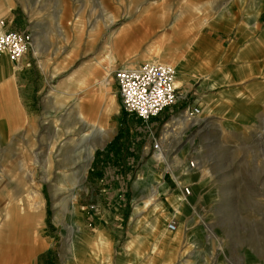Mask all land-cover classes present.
<instances>
[{"label": "rangeland", "instance_id": "rangeland-1", "mask_svg": "<svg viewBox=\"0 0 264 264\" xmlns=\"http://www.w3.org/2000/svg\"><path fill=\"white\" fill-rule=\"evenodd\" d=\"M4 29L30 42L21 63L0 58V228L7 199L26 224L23 239L5 233L0 264H264V0H0ZM157 47L182 82L143 122L113 70ZM105 66L108 95L93 78L87 90L113 107L84 121L72 100L86 88L69 79ZM154 117L173 138L164 156ZM160 210L177 226L166 238L149 229Z\"/></svg>", "mask_w": 264, "mask_h": 264}, {"label": "built area", "instance_id": "built-area-1", "mask_svg": "<svg viewBox=\"0 0 264 264\" xmlns=\"http://www.w3.org/2000/svg\"><path fill=\"white\" fill-rule=\"evenodd\" d=\"M30 42L28 32L13 29L0 30V53H4L10 61L18 60ZM113 76L118 87L121 107L127 113L134 114L146 122L158 114L166 106L173 103L177 97L174 85V68L164 61L143 60L133 67H117ZM198 106L185 109L186 116L196 114ZM152 148L159 151L158 142L153 141ZM188 166H193V160H188ZM184 194L189 193L187 185L181 186ZM168 230L175 227L169 220Z\"/></svg>", "mask_w": 264, "mask_h": 264}, {"label": "crops", "instance_id": "crops-1", "mask_svg": "<svg viewBox=\"0 0 264 264\" xmlns=\"http://www.w3.org/2000/svg\"><path fill=\"white\" fill-rule=\"evenodd\" d=\"M243 28H244L243 25H239L240 31ZM188 42H191V44H194L193 40L192 41H188ZM150 46H148V48ZM148 48L146 50V53L143 54V56L148 53ZM148 56L150 57L149 59H151V60H157L159 58V59H161L164 62H171V63L173 62L172 60H167L166 58H164V56H162V54L159 53V47L153 49L149 53ZM111 60H112V56H111L110 53H108L106 55V62L109 63ZM20 63H21V60H20ZM124 67H129V66L126 65ZM100 75L101 76L103 75V76L101 77ZM11 77H12V75H10L9 78L11 79ZM92 78L93 79H97L99 85H101V83L104 84L106 79H107V67L105 66L103 68V70L98 68V67L91 68L90 70H88V68H86V67H82L79 70H77L69 79V81L71 83H73L74 86L76 85L78 88H86L84 95L83 94L74 95L75 99L72 100L73 101V105L75 106L76 114L79 117H81L84 121H86L85 117L88 115L89 110L92 108V106L101 104L103 109H106L107 111H110L111 108L113 107V99L111 97H109V96H106L108 94H107L106 90L102 87V85L100 87L105 92L106 95L103 94L102 92L98 93L97 92L98 89H89V90H87V88H89L88 85H89V83H91V79ZM71 99H72V97H70V100ZM184 116L187 117L186 115H184ZM158 121H161V120H159V119L154 117L149 122V124H147V133H148V136H150V138H152L154 141L158 142V147H159L158 153H160V154H162L164 156V154L169 153L170 149L172 148L170 145H171V141H173V138L171 137L170 130H168L167 133H164V131L166 130V128H168V126L167 127L164 126V122L162 124L158 125ZM153 133H155V136H154ZM153 152L155 153L156 150L153 149ZM91 159H92L91 152L88 151L87 160H91ZM165 187H167V190H170L168 188L167 184H166ZM166 213H167V211H166ZM167 215H169V213H167ZM153 232H159V230H156V231H153ZM169 232H174V231H169ZM135 233H136L135 231L132 232L131 236L136 235ZM167 234H168V230H167L166 227H165V233L164 234L159 232V235H161V236H165ZM179 235H180V232H179V234H176V235L173 233L171 236L173 238H178ZM165 238H166V236H165ZM157 254L158 255L159 254L164 255V251H160Z\"/></svg>", "mask_w": 264, "mask_h": 264}, {"label": "bare ground", "instance_id": "bare-ground-1", "mask_svg": "<svg viewBox=\"0 0 264 264\" xmlns=\"http://www.w3.org/2000/svg\"><path fill=\"white\" fill-rule=\"evenodd\" d=\"M111 19L113 20L112 17H111ZM3 56H5V55L3 53H0V58L3 57ZM20 60L21 59H19L16 63H18ZM152 61H155V60H152ZM173 68H174V81L173 82H174V85L177 87V86H179L181 84L182 81L177 80V78H176L177 77V74H176L177 73V70H176V67L174 65H173ZM191 168L192 167L188 166V167H186L183 170V172H185V174H186L184 176V183L187 182L188 179L190 178L189 175L192 172V169ZM179 190H181V192H182V189L181 188ZM186 197H187V195L182 192L180 195H178V196H176L174 198L176 210H179V209L182 208V206L184 205L185 201L188 198V197L187 198ZM33 198H35V196ZM27 199H29V197ZM33 200L34 201H28V202H32V203L33 202H36V203L39 202V200H37V199L36 200L33 199ZM32 203H29V204H32ZM20 205H18L17 202L16 203H11V202L8 201V199H7V202L6 203L2 204V209L4 211V213H3L4 220L2 221V223L6 225V228H0V242L3 241V238H5V235H8V234H5V233L14 234L15 237H18V238L21 239V237L23 236L24 232L26 231V224L24 223V221H22L23 218H25V215H23L22 213H20L19 210L22 209V207H20ZM24 207H26V204L24 205ZM155 215H156V217L149 224V229L152 230V231L159 230L160 233H163L164 234L165 233V221L168 218H170L171 216L170 215H167V213H166L165 210H160ZM176 229H177V226L176 225H175L174 229H172V230H168V228H167L168 231H175ZM32 234L34 235V230H32ZM174 234L175 235L176 234H179V231L177 230V232H175ZM22 239H23V237H22ZM3 244L1 245L2 251H0V258L1 259H2L1 253L4 250ZM20 246L22 247V245H19L18 244L17 246H15V249L17 248L16 249L17 251L20 250L21 249Z\"/></svg>", "mask_w": 264, "mask_h": 264}]
</instances>
